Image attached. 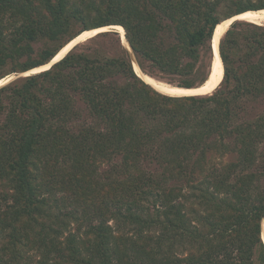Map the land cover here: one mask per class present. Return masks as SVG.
<instances>
[{
  "label": "trees",
  "instance_id": "obj_1",
  "mask_svg": "<svg viewBox=\"0 0 264 264\" xmlns=\"http://www.w3.org/2000/svg\"><path fill=\"white\" fill-rule=\"evenodd\" d=\"M259 10L264 0H0V80L15 76L0 87V264H264V24L225 31L209 95L161 94L132 59L199 87L217 25ZM114 25L130 51L109 30L21 76ZM98 164L108 186L87 205ZM79 197L87 208L70 210Z\"/></svg>",
  "mask_w": 264,
  "mask_h": 264
},
{
  "label": "bare ground",
  "instance_id": "obj_2",
  "mask_svg": "<svg viewBox=\"0 0 264 264\" xmlns=\"http://www.w3.org/2000/svg\"><path fill=\"white\" fill-rule=\"evenodd\" d=\"M235 21H246L252 24L256 25H262L264 24V10H259V11H247L245 13H242L240 15H237L236 17H232L219 25L214 30L213 34V39H212V50H213V57H215V60H213V72L211 75L210 80L206 81L203 85L196 87L194 89H186V88H181L173 85H169L167 83H163L162 81H158L156 79H153L151 77H148L140 72L138 69L137 65L133 63L134 71L136 74L143 79L145 83L150 85L152 88H154L156 91H158L161 94L167 95V96H196V95H209L212 91H214L222 77H223V65L221 62V59L218 55V44L223 37V34L225 31L229 28L230 23L235 22ZM112 29L117 31L119 33V36L121 38V43L122 45L130 51L128 44L125 40L124 37V29L121 26H110ZM109 27H104V28H99V29H94V30H89L81 33L79 36H77L75 39H73L70 43L65 45L53 58L52 64H48L46 66L40 67L38 69H33L31 71H28L21 76H29L33 74H37L39 72L48 70L50 65L55 64L58 62L64 55L72 48L75 46L86 42L87 40H90L96 36H98L100 33L106 32ZM11 81L9 77L3 78L0 80V87L3 86L4 84H7ZM262 240L264 241V222L262 225Z\"/></svg>",
  "mask_w": 264,
  "mask_h": 264
},
{
  "label": "rangeland",
  "instance_id": "obj_3",
  "mask_svg": "<svg viewBox=\"0 0 264 264\" xmlns=\"http://www.w3.org/2000/svg\"><path fill=\"white\" fill-rule=\"evenodd\" d=\"M224 22V21H223ZM118 26V25H117ZM108 31L109 30H114V29H112L110 26H109V28L107 29ZM115 31V30H114ZM117 32V31H116ZM118 33V32H117ZM119 34V33H118ZM107 42H109V41H107ZM111 42V41H110ZM109 42V43H110ZM81 44H83L82 46H87V47H95L96 45H97V43L96 42H93L92 40H90V41H86V42H83V43H81ZM80 45V44H79ZM132 59H133V63L134 64H136L135 63V61H134V56H132ZM146 76H148V75H146ZM11 80H13V79H15V76H12V75H9L8 76ZM24 77V76H23ZM148 77H150V76H148ZM5 78H7V77H5ZM151 78H153V77H151ZM153 79H156V80H158V81H161V80H159V79H157V78H153ZM163 83H165V81H162ZM4 85H6V84H4ZM3 85V86H4ZM174 86V85H173ZM2 87V86H1ZM97 167H98V169H97V173H98V177H96L95 178V182L93 183V185H94V187L96 186L95 184L98 182V183H100L101 185H100V187H98L97 188V186L95 187V190H93L92 192H94V193H92V196H91V199H88V201H87V205H90L94 200L95 201H97V202H99L100 200H101V197L102 196H104V193H105V191H106V188L105 187H107L108 185L106 184L107 182H106V179L104 178V176H105V174L107 173V171H108V169H109V166L108 165H106V164H98L97 165ZM55 175H56V172L54 173ZM55 177V176H54ZM48 179L49 180H52V177H50L49 175H48ZM168 186H173L174 185V183H172V182H170V183H168L167 184ZM103 188V189H102ZM56 189H58V188H56ZM102 189V190H101ZM6 191H8L9 193H11V191H9V189H6L5 190V192ZM55 192V195H53L54 196V198L55 199H58V198H62V197H64V196H62V194H58L57 193V190H55L54 191ZM79 193V192H78ZM47 195L48 194H46V197H47ZM49 196V195H48ZM67 197V196H66ZM74 198V197H73ZM67 199V198H66ZM77 199V201H78V203H73L72 205L73 206H69V209L71 210L73 207H77V210H80L81 211V208L83 207V208H87V206H84V205H82V203H81V198L79 197V198H76ZM74 209V208H73ZM264 222V221H263ZM109 225H111V226H113L114 225V222H109L108 223ZM262 225H263V223H262ZM80 227V228H79ZM77 229H79V231H80V233L81 234H83V232L85 231V226H81V224H77V223H71L70 225H69V230L70 231H75L76 230V232H77ZM264 242V241H263ZM28 255L29 256H32V258H33V256H34V253L32 252V250L31 251H29L28 252Z\"/></svg>",
  "mask_w": 264,
  "mask_h": 264
},
{
  "label": "water",
  "instance_id": "obj_4",
  "mask_svg": "<svg viewBox=\"0 0 264 264\" xmlns=\"http://www.w3.org/2000/svg\"><path fill=\"white\" fill-rule=\"evenodd\" d=\"M244 13H245V12H244ZM235 17H236V16H235ZM231 24H232V23H230V25H231ZM118 26H119V25H118ZM107 31H108V30H107ZM223 35H224V34H223ZM120 40H121V38H120ZM69 43H70V42H69ZM218 45H219V44H218ZM128 47H129V46H128ZM70 50H71V49H70ZM70 50H69V51H70ZM69 51H68V52H69ZM68 52H67V53H68ZM67 53H66V54H67ZM218 55H219V49H218ZM219 57H220V56H219ZM62 58H63V57H62ZM52 60H53V59H52ZM52 60L49 62V64H52V62H53ZM214 60H215V57H214ZM50 66H52V65H50ZM49 68H50V67H49ZM212 72H213V63H212L211 69H210V74H209L208 80H210L211 75H212ZM208 80H207V81H208ZM221 81H222V79H221ZM221 81H220V83H221ZM220 83H219V84H220ZM218 86H219V85H218ZM192 89H194V88H192ZM212 92H213V91H212ZM212 92H211V93H212ZM211 93H210V94H211Z\"/></svg>",
  "mask_w": 264,
  "mask_h": 264
}]
</instances>
